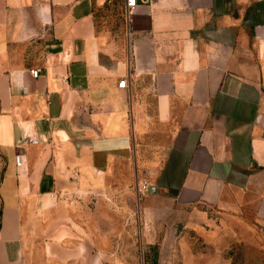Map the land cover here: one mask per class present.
I'll list each match as a JSON object with an SVG mask.
<instances>
[{
  "label": "crops",
  "instance_id": "obj_1",
  "mask_svg": "<svg viewBox=\"0 0 264 264\" xmlns=\"http://www.w3.org/2000/svg\"><path fill=\"white\" fill-rule=\"evenodd\" d=\"M110 1L0 0V264H235L264 241V0H137L121 43Z\"/></svg>",
  "mask_w": 264,
  "mask_h": 264
},
{
  "label": "rangeland",
  "instance_id": "obj_2",
  "mask_svg": "<svg viewBox=\"0 0 264 264\" xmlns=\"http://www.w3.org/2000/svg\"><path fill=\"white\" fill-rule=\"evenodd\" d=\"M96 19H97V28L99 32L110 34V38L120 43L122 42L121 40L122 36L126 34L128 30V17H127V13L125 12L124 8L122 7L119 1L111 0L104 8L98 9L96 12ZM149 184L151 186V183ZM146 193H143V195H146ZM171 198H172V193L171 194L168 193L167 196L163 197L162 199L155 200L154 202H151L149 204H151L150 206H153L155 208H172L174 205L172 203L173 201L171 200ZM140 202L143 203V201L139 200L138 198H135L134 201L133 200L127 201L126 207L138 209L140 207ZM146 218L150 220V225L152 224L153 221H156V223L153 224L155 226L153 227L150 226V230H160L158 232V236L155 237L156 240L157 238L158 240L162 239L164 236L165 237L168 236L169 238H174L177 234L181 235V227L176 225V223H180L176 221H180V220L176 218V216L172 217L173 223H175L174 228L172 227L163 228V226L161 225L158 226L159 218L157 216H151ZM150 234H154L156 236L157 232L152 231V233ZM138 235L139 233L136 227V234L133 235V233L129 231L126 233L125 238L139 239ZM258 238H259L258 233L251 232L248 234V238L246 240L248 246L240 243L237 244V246L231 251L233 256L237 258V262L235 264H264V241L262 242ZM166 250L167 249L159 248V246H152L147 249L143 248V256L146 257L150 256L152 260L154 259L161 260L163 259V257L168 255L166 253ZM146 262L142 264H173V263H152L149 261L147 263Z\"/></svg>",
  "mask_w": 264,
  "mask_h": 264
},
{
  "label": "built area",
  "instance_id": "obj_3",
  "mask_svg": "<svg viewBox=\"0 0 264 264\" xmlns=\"http://www.w3.org/2000/svg\"><path fill=\"white\" fill-rule=\"evenodd\" d=\"M136 5H137V0H126V13L128 14L129 11H130V9L136 7ZM32 75L34 77H39L40 71L34 70V71H32ZM127 85H128L127 79H123L119 83V88L126 89L127 88ZM17 162L20 163V159H17ZM149 187H150V184L148 183L147 178H143L138 183V186H137L138 193L139 194L146 193L148 191Z\"/></svg>",
  "mask_w": 264,
  "mask_h": 264
},
{
  "label": "water",
  "instance_id": "obj_4",
  "mask_svg": "<svg viewBox=\"0 0 264 264\" xmlns=\"http://www.w3.org/2000/svg\"><path fill=\"white\" fill-rule=\"evenodd\" d=\"M149 189H150V191H149V192H150V193H152V192H153V187H151V188H149Z\"/></svg>",
  "mask_w": 264,
  "mask_h": 264
}]
</instances>
